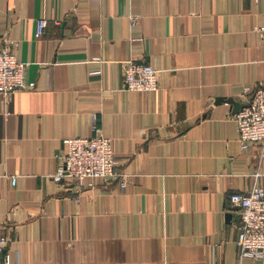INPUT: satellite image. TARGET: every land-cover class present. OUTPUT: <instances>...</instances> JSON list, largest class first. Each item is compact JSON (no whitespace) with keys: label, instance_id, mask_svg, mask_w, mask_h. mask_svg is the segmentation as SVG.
<instances>
[{"label":"crops","instance_id":"0c3cea01","mask_svg":"<svg viewBox=\"0 0 264 264\" xmlns=\"http://www.w3.org/2000/svg\"><path fill=\"white\" fill-rule=\"evenodd\" d=\"M263 19L264 0H0V43L17 40L34 81L0 92V264H236L228 193L264 185V155L213 100L264 81ZM127 57L155 66L156 89L123 87ZM93 113L125 190L51 176Z\"/></svg>","mask_w":264,"mask_h":264},{"label":"built area","instance_id":"2783aa9c","mask_svg":"<svg viewBox=\"0 0 264 264\" xmlns=\"http://www.w3.org/2000/svg\"><path fill=\"white\" fill-rule=\"evenodd\" d=\"M128 18L132 23L138 15L129 13ZM45 22L44 16L36 18L35 37L42 33ZM255 29L264 35V21L255 25ZM1 38L0 92L7 97L17 87L31 86L34 81L25 78L27 61L16 55L17 40L5 35ZM122 72L123 87L126 89L152 90L158 87V71L149 61L141 62L127 57L123 60ZM245 100L246 103L234 113L239 146L245 147L249 142L258 140L262 147L261 154L264 155V81L248 90ZM95 118L96 114L93 113L92 134L65 135L62 138L65 149L57 152L58 163L51 176L54 180L68 176L77 184H82L87 177L115 176L119 188L125 190L129 177L126 172L116 169L117 159L112 150L111 137L102 133ZM228 196L231 204L238 207L240 212L236 264H256L260 260L264 264V185L254 183L247 191H231ZM6 239L0 227V259L3 263L11 258L5 248Z\"/></svg>","mask_w":264,"mask_h":264},{"label":"water","instance_id":"95a60500","mask_svg":"<svg viewBox=\"0 0 264 264\" xmlns=\"http://www.w3.org/2000/svg\"><path fill=\"white\" fill-rule=\"evenodd\" d=\"M223 100H226V101H228V102L231 103V105H232V111H234V112L239 111V109L246 103V100L245 99H243V100H241V99L237 100V99L233 98L231 95H223V96H220L219 95V96H215V98H214L213 101L215 103H219V102H222ZM231 214L232 213L228 211L227 216H230Z\"/></svg>","mask_w":264,"mask_h":264}]
</instances>
